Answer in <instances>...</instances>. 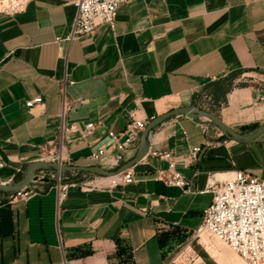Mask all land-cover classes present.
<instances>
[{
    "label": "crops",
    "instance_id": "crops-1",
    "mask_svg": "<svg viewBox=\"0 0 264 264\" xmlns=\"http://www.w3.org/2000/svg\"><path fill=\"white\" fill-rule=\"evenodd\" d=\"M74 15L73 0L0 12L2 180L56 147L62 121L73 126L62 140L66 162L103 164L116 151L106 130L122 142L131 118L190 105L206 83L229 74L248 80L209 112L224 127L179 114L151 128L150 149L170 153L189 191L158 180L168 161L149 151L128 168L130 183L94 174L60 199L53 183H39L25 198L0 202V264H247L211 233H195L211 200L206 178L242 170L264 179V130L233 136L264 126V0H130L111 28L101 23L68 41ZM36 96L41 104L24 106ZM101 145L105 153L91 160ZM194 146L198 160L188 162ZM134 155L132 145L121 150L123 162Z\"/></svg>",
    "mask_w": 264,
    "mask_h": 264
},
{
    "label": "built area",
    "instance_id": "built-area-1",
    "mask_svg": "<svg viewBox=\"0 0 264 264\" xmlns=\"http://www.w3.org/2000/svg\"><path fill=\"white\" fill-rule=\"evenodd\" d=\"M31 0H0V12L14 14L25 9ZM130 0H73L75 15L71 25L70 34L66 38L68 41L81 35L90 34L95 27L101 23H106L110 28L116 16L117 8ZM42 99L36 96L26 100L24 106L27 108L35 104H41ZM150 116L147 119L131 118L125 125V137L122 142L117 140V134L112 130H106L105 135L111 138L115 147L112 162L94 165L102 170H115L122 164L121 150L127 146H134L135 154L138 150L139 137L146 125L154 119ZM93 127V123L88 122L84 125L83 132H87ZM73 126L66 127L61 122L57 146L54 148H44L39 156L32 162H46L57 165V169L42 168L36 169L42 172L50 169L52 183L57 190V198L65 196L69 186L75 181L69 180L64 175L69 165L62 156V140L64 134ZM151 131V130H150ZM140 148L141 158L148 152L152 156L168 161V170H158L157 179L167 186L178 187L183 191H189V182L177 171L173 170L174 161L168 151H155L150 149L149 134ZM184 135V131H181ZM200 152L199 146L191 147L186 155L188 162L198 160ZM105 153V146L101 145L95 150H91L88 157L93 161H99ZM7 165L6 160L0 155V169ZM63 168V169H62ZM21 173V179L15 182V176H10L4 180L0 178L1 185L19 184L25 177L26 184L13 190L11 198H25L28 196L35 177V170L28 172L26 168L16 169V173ZM80 172V171H79ZM91 173V172H81ZM94 174V173H91ZM111 183L125 184L133 181L128 169L115 175L109 176ZM204 192L211 194L210 203L202 213L201 223L196 229V233L207 231L215 238L223 242L228 248L243 259L247 264H264V179H260L242 170H235L231 177L227 179L206 178Z\"/></svg>",
    "mask_w": 264,
    "mask_h": 264
},
{
    "label": "rangeland",
    "instance_id": "rangeland-1",
    "mask_svg": "<svg viewBox=\"0 0 264 264\" xmlns=\"http://www.w3.org/2000/svg\"><path fill=\"white\" fill-rule=\"evenodd\" d=\"M247 80L248 76L241 73L228 75L218 80H214L205 87L199 89L198 92H196V94L192 98L193 100L190 105H192L196 109L197 113L199 111L210 112L213 109H216V107H218L222 103V98L226 90H229L232 87L237 86ZM196 117H199V115H197ZM26 167L27 164L21 166L20 168L23 171ZM51 174L52 172L50 169H44L42 170V172H40L39 170H35V177L33 178L32 186H40L39 183H52L53 180ZM64 175L67 179L73 181H80L82 179H87L94 176V174H86L74 170L65 171ZM19 179H21L20 172L16 174L15 182H17ZM12 195V191L8 189H0V202L11 198Z\"/></svg>",
    "mask_w": 264,
    "mask_h": 264
},
{
    "label": "water",
    "instance_id": "water-1",
    "mask_svg": "<svg viewBox=\"0 0 264 264\" xmlns=\"http://www.w3.org/2000/svg\"><path fill=\"white\" fill-rule=\"evenodd\" d=\"M179 114L192 115L194 117H196L197 115H199V116L204 115V116H207V117L211 118L212 120H214L220 126L224 127V125L218 120V118H216L213 114H211L209 112L199 111L197 113L196 109L192 105L179 106L176 108H172L171 110H168L167 112H164L160 115L155 116V118L152 119L146 125V127L142 130V132L140 134L139 143H138V150L139 151L132 158L124 161L115 170H102V169L97 168L94 165H90V166H69L67 169L76 170V171H80V172H91L94 174H100V175H105V176L115 175L121 171H124L140 159L141 154H142V152H140V148L144 144V141H145L149 131L151 130V128L154 125L161 122L162 120H164L165 118H167L169 116H173V115H179ZM262 130H264V126L259 128L254 134H236V133H234L233 136L235 138H238V139H245L246 140V139L252 138L255 134H258V132H260ZM42 168L57 169V165L53 164V163H46V162H30L27 164L26 170L28 172H30V171H33L36 169H42ZM26 179L27 178L25 177V179L22 182H20L19 184H8V185H1L0 184V189H8L10 191L19 189L26 184V181H27Z\"/></svg>",
    "mask_w": 264,
    "mask_h": 264
},
{
    "label": "trees",
    "instance_id": "trees-1",
    "mask_svg": "<svg viewBox=\"0 0 264 264\" xmlns=\"http://www.w3.org/2000/svg\"><path fill=\"white\" fill-rule=\"evenodd\" d=\"M229 75H233V74H229ZM228 76V75H227ZM226 77V76H225ZM209 83H211V82H208V83H206L203 87H205L206 85H208ZM228 90H226L225 92H224V94L227 92ZM223 98H224V95H223ZM222 98V99H223ZM193 100V99H192ZM223 101V100H222Z\"/></svg>",
    "mask_w": 264,
    "mask_h": 264
}]
</instances>
